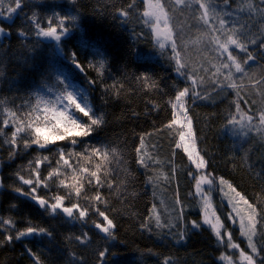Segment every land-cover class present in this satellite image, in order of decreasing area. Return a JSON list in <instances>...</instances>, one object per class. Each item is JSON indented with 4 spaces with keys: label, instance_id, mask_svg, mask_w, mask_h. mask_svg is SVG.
I'll use <instances>...</instances> for the list:
<instances>
[{
    "label": "trees",
    "instance_id": "trees-1",
    "mask_svg": "<svg viewBox=\"0 0 264 264\" xmlns=\"http://www.w3.org/2000/svg\"><path fill=\"white\" fill-rule=\"evenodd\" d=\"M9 2L4 0L5 8ZM129 2L32 0V3L41 5L38 10L42 15L50 14L52 10L43 5L54 4H59L57 10L65 14L80 15V29L74 31L63 44L62 57L53 55L54 42L43 37L39 38L34 54L29 53L28 49L36 44V38L30 35L25 40L15 29H30L26 15L31 14V9L25 8L23 13L14 14L11 20L0 17V23L10 24L13 29L10 36L0 35V121L10 120L11 113L15 112L18 119H24L31 125L39 123L43 127L47 123L43 111L45 104L41 103L37 111L36 98L32 94L40 93L45 100L55 102L58 86L55 75H49L51 63H56L71 75L70 90H79L81 98H87L96 113H103L106 120L105 125L89 137L70 136L62 141L50 142L45 148H38L35 144L24 148L23 141L31 143L30 133L17 137L15 146L7 143L14 127L0 125V172L4 185L0 188V219L15 222L14 225H0V264H35L26 249H31L41 264H69V253L77 258L72 264H80L81 260L86 264H97L95 254L103 246H110L117 253L110 258L114 264H163L165 258H171L174 264H226L220 257L228 250L217 242L210 228L201 225L199 229H193L189 224L192 220L200 222L202 213L194 190L195 181L189 176L193 166L184 151L176 147L178 126H167L173 118L170 106V101L174 100L173 85H184L172 70L168 60L170 51L165 49L161 54L160 49L155 47L153 30L143 23L146 19L143 15L144 0H132L134 8L129 17L118 15L116 9L127 6ZM163 2L173 31L181 37L177 40L178 48L181 43L185 45L182 56L193 67L207 69L199 75L204 76L211 97L189 104V116L198 152L209 163L207 170L210 177H215V184L220 178L225 182L223 187L227 195L220 191L215 193V201L220 207L217 209H222L228 219L227 211L233 212L231 208L234 204L230 203L233 192L254 205L257 235L253 239L260 249L264 244V228L261 227L264 225V136L254 131L248 136L242 133L234 135L230 127H225V116L233 110L231 105L237 97L235 90L220 91L209 87L210 78L214 79V65H219L220 61L210 48L196 43L197 38L207 31V27L196 19L197 5L185 8L177 6L174 0ZM247 2L234 0L233 10ZM239 18L250 27L254 39L264 36V19L260 14L249 18L241 13ZM82 40L84 43H81ZM94 47L99 49V54L94 52ZM73 50L79 57L82 71L72 63ZM137 54L148 59H138ZM101 60L105 61L102 70L99 66ZM90 63L94 66L90 67ZM262 72L264 53L257 57L249 76L259 79ZM144 73L153 79H136ZM45 80L47 87L42 86ZM236 82L241 85L239 95L243 101L249 105L255 102L253 111L264 108V96L261 95L264 89L248 87V79ZM241 107L245 108L244 103ZM72 115L81 122H88V117L75 109ZM141 138L145 158L160 162L147 170L134 163L135 149L140 146ZM102 145L116 149V158L113 159L111 154L109 156L111 164L95 156L89 157L86 150L89 146ZM13 149L16 154L9 159ZM61 151L68 164L60 159ZM37 160L44 162L37 165ZM119 160L125 163L120 165ZM97 164L101 165V173H107V182L112 185L111 188L99 189L105 203L91 200L97 194V188L87 182L88 174L81 172L83 168L95 171ZM37 169L41 180L49 185L39 189L40 195H65L66 206L80 203L82 207H88L91 204L105 211L117 225V239L106 241L104 234L94 227L93 221L106 222L94 213L92 207H89V216L83 221L71 220L64 214L50 215L30 199L13 191V188L19 187L28 190L17 174L25 179H35ZM49 173L55 175L50 177ZM148 176L152 177V183L147 182ZM61 181L73 187L66 188ZM76 184L81 185L79 197L75 195ZM178 207L184 209L181 218L183 230L187 232L184 241L174 242L167 235V229L155 227L154 219L148 220L153 227L152 232L140 228L145 218L156 215L160 217L161 224L167 221L176 223L175 209ZM29 226L45 228L52 233V237H22L5 242L7 234L15 236L16 230L22 231ZM231 230L240 248L249 252L246 237L241 236L239 226L234 225ZM84 233H87L88 242L81 244L75 238ZM254 259L261 264L264 251Z\"/></svg>",
    "mask_w": 264,
    "mask_h": 264
},
{
    "label": "snow or ice",
    "instance_id": "snow-or-ice-1",
    "mask_svg": "<svg viewBox=\"0 0 264 264\" xmlns=\"http://www.w3.org/2000/svg\"><path fill=\"white\" fill-rule=\"evenodd\" d=\"M74 3L75 0H70ZM175 4L180 7H191L193 4L197 5L196 19L204 26L207 27V31L197 38L196 43L202 44L204 47L210 48L216 58L220 61L219 65H214L215 72L212 73L210 78L211 83L209 87L212 89H219L220 91L235 90L236 100L233 101L231 107L232 111H229L225 116V127H230L234 135L243 134L248 136L250 132H256L261 136H264V108L257 111H253V105H249L247 101H243L240 97L241 85L236 81H243L248 79L250 81L248 87L260 90L264 89V72L260 74V78L256 79L254 76H249V71L253 64L257 63V57L264 53V36H261L259 40L254 39L250 34V27L244 23L239 17L243 13L245 16L251 18L254 14H260L261 19H264V0H248L244 6L237 5V8L233 10L234 0H174ZM145 11L143 13V23L149 25L153 30L156 44L155 47L159 48L161 54L165 49H168L171 55L168 56L169 62L172 64V70L176 76L180 78V82L184 86L173 85L174 100L170 101L171 109L173 110V118L170 120L168 127L178 126V142L177 148L183 149L187 154L190 164L193 166L189 171V176L195 181V192L199 193L203 199V220L197 222L196 220L189 221V224L193 229H199L201 223L209 225L217 238V242L222 244L225 248H230L239 251V258L246 262V264H256V259L259 258L260 252L264 251V244L261 248H257V243L254 242L256 232V219L254 205L248 203L243 197L240 200L243 204L251 210L245 216L239 207L233 208L235 216L238 217V221L233 219V213H228V220L230 223L235 224L238 222L241 230V236L246 237L247 247L249 253H246L240 248V245L233 242L232 232L223 223L214 224L208 216V203L207 198L204 196V187L207 185L210 190H217L227 195L224 190V180L220 178L219 183L215 184L213 189L215 177L209 178L210 174H205L209 163L205 160L204 155H200L195 151V145L190 146V141L195 139V133L193 131L192 119L189 116V104H195L197 101H205L210 99L211 94L208 92V87L205 86L204 76L199 75L200 72H206L202 66L198 69L188 63L182 52L185 45L181 43L178 48L177 40L181 39L179 33H175L170 25V17L165 10L163 0H144ZM41 7L40 4L32 3V0H10L6 8L4 7V0H0V17H5L11 20L14 14L18 12L23 13L25 8L31 9V14L26 15V20L30 25V29L16 28L18 35L27 40L29 36L36 38V44L29 48L30 54H34L35 48L38 46L39 38L43 37L54 42L53 55L63 56V44L72 37V34L77 29H80V15L79 14H65L58 11L59 4L43 5V7H51L50 14L42 15L38 10ZM115 7V6H113ZM134 8L132 0L127 6H121L116 9L117 13L121 17H129L131 11ZM11 25L0 23V35L10 36L12 32ZM140 35H143L142 33ZM81 43H84L82 40ZM94 52L99 54V49L94 47ZM255 53V54H254ZM137 58L144 60L148 57H144L137 54ZM72 63L83 70L77 53L71 51ZM90 67L94 66L89 64ZM100 69L105 68V61H99ZM49 75H55L57 81L58 95L55 98V102L45 100L40 93H33L32 96L36 98L35 108L39 111L41 103L45 104L43 109L44 119L47 123L42 127L39 123L31 125L24 119H18L17 113H11L10 120L0 121V125L8 126L12 125L14 130L11 133V139L7 143L15 146L17 143V137L21 134H31V143L23 141L24 148H29L35 144L38 148H45L50 142L62 141L70 136L76 137H89L92 133L103 125L106 120L103 115L97 114L92 108L87 98H81L79 90H70L71 75L66 73L56 63H51L49 66ZM141 81H151L153 78L148 73L141 74L136 77ZM90 83H95L90 81ZM43 87H47V80L42 82ZM75 88V86H72ZM264 96V92H261ZM31 99V97H30ZM241 103H244L245 108L241 107ZM31 106V105H30ZM82 113L88 117V122H81L74 118L72 110ZM247 109V110H245ZM50 114V115H48ZM39 120V117H37ZM22 138V137H21ZM76 143L75 140L72 141ZM89 152V157L95 156L101 161L109 160L110 154L113 159L116 158V149L110 145H102L100 147L89 146L86 149ZM15 149L9 155V159L14 158ZM206 155V153H205ZM247 156V153H245ZM47 159L46 157L44 158ZM60 159L64 164H68V161L64 159L63 152H60ZM42 160H37L36 164L43 163ZM59 163V162H58ZM125 162L119 160L118 164L123 165ZM134 163L142 169H149L153 165L159 164L154 158H145L143 155V138H141V144L135 149ZM169 166H171L169 162ZM81 172L88 174L87 182L93 184L97 188V194L91 197V200L96 202L105 203L103 196L100 194L99 189L107 187L111 188L112 185L107 182V173H101V165H96L95 171H90L88 168L81 169ZM35 179H25L24 176L17 174V178L23 185L28 186V190L24 191L22 187L13 188L19 196L26 197L34 202L42 211H46L50 215L64 214L66 218L71 220L83 221L89 216V207L93 208L94 213L103 218L106 223H97L93 221L94 227L104 234L103 238L106 241L116 240L117 225L113 219L109 218L105 211H101L99 208L89 204L88 207H82L80 203H72L70 206L65 205V195L55 196H43L39 194L40 188H47L49 185L41 180L39 169L34 173ZM55 173H49V176H53ZM102 176L104 177L102 179ZM75 180L76 177L74 176ZM147 182L152 183V177H147ZM61 184L66 188H72L73 185L65 184L61 181ZM4 185L0 182V188ZM75 195L80 196L81 185L76 184ZM239 195V194H237ZM85 199H89L85 197ZM51 201V202H50ZM179 203V200H177ZM234 205L238 202L230 201ZM15 207V205H13ZM155 205H153V209ZM176 223L167 221L163 224L160 222V217L149 216L145 218V221L141 223L140 228L144 231L152 232L153 227L148 223L149 219L155 220V227L157 229H167V235L176 243L182 242L187 238V232L184 229V225L181 222V218L184 213L183 207L175 209ZM218 219V218H217ZM264 219V217H262ZM14 220L8 219L7 221L0 219V225H14ZM264 228V225L261 226ZM223 230V231H222ZM15 236L7 234L5 236V242H12L14 239L19 240L22 237H34V236H48L52 237V233L45 228H38L29 226L25 230H16ZM77 242L86 244L88 242L87 233L75 238ZM28 254L33 258L35 264H41L39 258L31 249H26ZM97 264H114V261L110 258H114L117 253L113 252L110 246H103L96 251ZM69 264L77 259L74 254L69 253ZM221 260L228 261V264H239V260L233 261L231 256L222 255ZM80 264H86L85 261H80ZM163 264H174L171 258H165ZM264 264V260L261 261Z\"/></svg>",
    "mask_w": 264,
    "mask_h": 264
},
{
    "label": "rangeland",
    "instance_id": "rangeland-1",
    "mask_svg": "<svg viewBox=\"0 0 264 264\" xmlns=\"http://www.w3.org/2000/svg\"><path fill=\"white\" fill-rule=\"evenodd\" d=\"M177 142H178V139H177ZM189 143H190V146L194 144L195 145V151L198 152L195 139L192 140V141H190ZM185 155L187 156L186 153H185ZM205 174L207 175V174H210V173L208 172V170H206V173ZM209 178L211 179L210 175H209ZM203 187H204V196L207 198V203H208V216H209V219H211L214 224L223 223L225 226H227V228L232 232L233 242L238 244L237 239H236V236L234 235L233 231L231 230V227L232 226H234V225L239 226L238 222L235 223V224H232V223L228 222V219L225 216L224 211L222 209L221 210L220 209H217V208H220L219 205H218V203H216V201H215V193H217L216 192L217 190H210L207 185H203ZM214 187H215V183L213 185V189H214ZM194 190H195V182H194ZM237 194L238 193H236V192L235 193L234 192L232 193V195H233V201L234 202H238V203H236L235 205H233L231 209L233 211L234 206L235 207H239L242 210L243 214L246 216L248 214V212L251 211V210L247 207V205L243 204V202L240 200L241 195H237ZM196 196L199 199V204H200L201 211H202L201 217L199 219L200 222H202L203 215H204V212H203V199H202V197L200 196L199 193H196ZM226 211H227V209H226ZM221 213L223 214V216L221 215ZM228 213H229V211H227V214ZM233 216L235 217V218L233 217V219H235V220L238 221V219L236 218V216L234 214H233ZM201 225L204 226V227L210 228V230L214 233L213 229L209 225L203 224V223H201ZM227 250L228 251H224V255L231 256L232 259H233V261L239 260V264H246L245 261L240 260V258H239V251L238 250H234V249H230V248H227ZM244 251L246 253H249L246 250H244ZM225 262H226V264H228V261L225 260ZM256 264H259V262L257 260H256Z\"/></svg>",
    "mask_w": 264,
    "mask_h": 264
},
{
    "label": "water",
    "instance_id": "water-1",
    "mask_svg": "<svg viewBox=\"0 0 264 264\" xmlns=\"http://www.w3.org/2000/svg\"><path fill=\"white\" fill-rule=\"evenodd\" d=\"M0 182H1V172H0Z\"/></svg>",
    "mask_w": 264,
    "mask_h": 264
}]
</instances>
